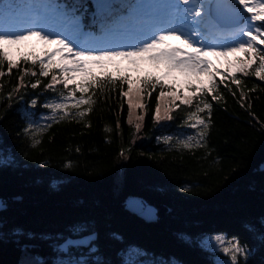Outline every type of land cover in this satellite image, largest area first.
I'll return each instance as SVG.
<instances>
[{
    "label": "trees",
    "instance_id": "1",
    "mask_svg": "<svg viewBox=\"0 0 264 264\" xmlns=\"http://www.w3.org/2000/svg\"><path fill=\"white\" fill-rule=\"evenodd\" d=\"M52 1L56 5L63 1L60 9L73 12L84 25L93 22L89 0ZM24 51L21 54L40 56L38 50ZM255 68L248 75L222 72L227 79L215 77L217 90L202 96L212 104L210 118L209 110L200 113L209 123L207 135L199 146L193 141L186 149L178 143L185 139L178 133L187 129L184 121L196 109L181 100L194 93L171 81L141 68L119 73L134 82L150 77L164 85V98L159 85L155 90L149 85L141 94L145 107L134 110L131 123L128 97L121 95L119 81L103 91L92 90L96 103L83 118L72 109L73 115L53 122L46 119L50 110L42 106L56 96L44 89L51 74L32 76L31 71L39 73L40 66L31 60L8 74L5 62L0 67L6 73L0 77V194L7 195L9 203L0 210V264H29L36 256L46 264H57L56 256L61 254L50 245L58 237L76 235L71 231L75 225L86 226L79 234L97 231L93 242L97 250L71 248L68 254L78 260L72 264H138L124 256L131 247L157 261L213 264L210 253L198 243L208 233H225L245 247L238 264H264V170L257 168L264 160V80L256 76ZM233 76L241 81L239 85ZM37 79L41 84L33 89ZM207 84L204 79L202 85L192 86ZM122 88L127 92V82ZM170 92L179 94L181 99L175 100L179 108L170 103ZM33 99L38 101L35 107ZM157 104L161 112L168 108L173 119L156 122ZM165 137L171 140L165 143ZM34 140L40 143L33 146ZM129 194L164 203L169 213L147 221L120 205ZM17 229L25 235H17ZM27 233L36 238L28 239ZM180 234L191 237V242L180 239ZM42 235L51 240L41 239ZM23 245L30 246L28 251L22 250Z\"/></svg>",
    "mask_w": 264,
    "mask_h": 264
},
{
    "label": "snow or ice",
    "instance_id": "2",
    "mask_svg": "<svg viewBox=\"0 0 264 264\" xmlns=\"http://www.w3.org/2000/svg\"><path fill=\"white\" fill-rule=\"evenodd\" d=\"M183 5V7H181ZM239 7H236V6ZM101 8L106 7L100 5ZM227 8L230 15L223 17L221 9ZM215 10V13H213ZM245 13L247 15H245ZM9 22L0 26V67L7 62L8 74L12 69L18 68L20 63H27L31 60L33 65L37 63L40 66L39 73L31 71L32 76L48 77L51 74V80L44 85L46 91L56 93V96L47 100L42 106L49 109L51 116L46 119H51L53 122L64 120L72 114V109L77 110L75 116L83 118L91 111L92 106L96 103L94 99L95 92L93 89H100L107 84L115 85L120 82L121 95L128 97L129 107V122L135 109H143L145 105L140 102L141 94L146 91L149 85L155 90L159 85L161 92L160 98L165 97L163 91L164 85L159 79L153 80L150 77H144L139 82L132 81L126 74L130 69H121L119 61H128L130 65L139 67L141 61H150L156 65L163 64L169 70H179L184 73H192L199 76L205 74L208 77L207 87H194L189 85V89L193 95L184 97L181 104L188 107H195V111L190 112L187 119L184 121L185 126L202 130L196 133V136L189 135L186 140H179L178 143L184 148H191L193 141L196 145H200V140H203L207 135L209 123L200 115L206 109L209 110V118L211 114L212 104L202 99L205 93H212L217 90V81L215 77L221 75L225 79L227 77L212 66V61L207 59L209 54L213 56H223L227 60L229 55L234 57L233 61H228V66L234 68L235 73H243L248 75L250 69L255 68V74L259 79L264 80V0H232L231 4L218 2L207 3L206 0H179L170 17L171 22L162 25L154 26L146 35L139 36L131 43L122 46L105 45L91 46L87 41L80 42L81 30L74 17L62 9L59 5L53 8L52 16L54 17L53 24L43 20L39 14H25L21 11H9ZM183 17L190 22V27H178L177 19ZM215 21V23L213 22ZM233 25L230 31H223L224 23ZM59 29V31H53ZM181 39V42L192 51H184L180 47L168 44L171 38ZM227 37V39H226ZM36 38L44 44H54L55 48L51 51H45L43 58L32 54H21L16 59L12 58L9 51L13 45H21L26 41ZM219 41V43H217ZM19 51V49H17ZM243 53V56H235L236 53ZM58 57L53 60V57ZM113 67L118 75L113 76L106 69ZM94 69H99L97 74ZM30 69H25L27 74ZM4 71H0V77L5 76ZM21 81L23 77H20ZM234 83L239 85L241 81L235 79ZM127 82L128 90L123 91V84ZM223 83V80L220 81ZM41 84L39 79L31 84L33 89H36ZM201 84L203 82L201 81ZM62 88H58L61 86ZM71 85V87H70ZM3 85H0L2 90ZM18 89H13L17 91ZM79 93V95H77ZM199 93L200 95H195ZM151 93H149V96ZM172 96L173 107L179 108L180 105L175 104V100L181 99L177 92H170ZM12 94L9 93V99ZM213 100L217 97L213 96ZM194 101H199L195 103ZM37 100L33 99L31 105L35 107ZM203 107H200V104ZM82 106H87L82 109ZM62 113V115H61ZM137 120L142 121L143 116H137ZM173 116L170 110L165 108L161 112L160 104H157L154 120H172ZM190 121H194L191 122ZM31 127V125H30ZM46 127H51L48 124ZM141 127L140 123L136 124L137 130ZM109 129L106 128V131ZM25 131H28L26 129ZM171 137H165L164 142L168 143ZM40 143L39 140L33 141V146ZM123 155V152L121 153ZM69 165H66L68 167ZM187 191V189H185ZM16 234L24 236L25 234L17 229ZM71 231L79 236V233L86 231L85 225H75ZM28 239H35V235L27 233ZM43 240H51L50 237L42 235ZM96 235L90 234L79 238L58 237L57 241L51 243V247L55 252L60 254H68L73 247H89L93 245ZM180 239L186 243L191 242V237L180 234ZM199 245L207 250L222 251L226 256H230L231 264H238L237 255H243L246 251L240 242L235 238L228 239L223 234L205 236L198 241ZM227 245V246H225ZM29 245H23L22 250L28 251ZM90 250L95 252L97 249L92 246ZM137 255L141 253L135 250ZM29 264H46L43 258L36 256ZM57 264H72L71 261L60 260ZM153 264H177L176 261H153ZM226 264V262H225Z\"/></svg>",
    "mask_w": 264,
    "mask_h": 264
},
{
    "label": "rangeland",
    "instance_id": "3",
    "mask_svg": "<svg viewBox=\"0 0 264 264\" xmlns=\"http://www.w3.org/2000/svg\"><path fill=\"white\" fill-rule=\"evenodd\" d=\"M2 1H4V2L0 6V8L3 9L4 7L8 6V4H7L6 0H2ZM168 1H170V0H168ZM26 2H27V4H30V7H28V9H27L28 13L39 14L43 20H45L48 23L53 24V26H55L54 17L52 16V13L48 11V7L46 6V0H41V1L40 0H38V1L26 0ZM206 2L209 3L210 0H206ZM160 3H161L160 0H134L133 3H130V0H127V5L129 7V10L127 11V13L122 12V15L120 17L132 18L131 21L129 22V25L131 27H133L135 21L140 19L141 18L140 16H142V18H141L142 21L140 23H142L144 25H148L149 21L146 20V16L148 15V11H147L148 8H153L155 6H159ZM15 11H17V10H15ZM15 11H13V12H15ZM154 15L156 17V21H159L164 17L157 10L154 11ZM7 22H9L8 14L3 13L2 15H0V26H2L4 23H7ZM78 25H79V23H78ZM81 27L82 26H79L80 30H81ZM230 30H231V28H230ZM53 31H59V29H53ZM126 32L125 33L123 32L122 34L125 35V34H127ZM81 33H82V30H81ZM118 38H119L118 34H114L112 37L108 36L106 39H104V38L99 39V37H97V36L93 37V36H90L88 34L85 39H81V38H79V39H80L81 43H84L85 41H87L88 44L91 46H105V45H117V46H119L121 44V42ZM173 39L182 43L181 39H177L175 37H173ZM122 45H125V44H122ZM30 47H32V48H30ZM37 48L39 49V51L46 49V48H49L48 51H51L53 48H55V45L54 44H47L46 45L42 41H39L36 38H33L30 41H26L25 43H23L21 45L11 46L9 51L12 55V58L16 59L21 54L22 51L25 52L24 49L25 50L30 49L33 51L34 49H37ZM17 49H19V51H17ZM210 56H211L212 66L216 69L222 70L225 68L226 63H227V61L231 55H229L227 57V60L223 56H213L211 54H209L207 56V59L210 60V58H209ZM53 58H55L56 60L58 59V57H55V56ZM119 66L123 67L124 69H130V66L136 67L134 65H130L128 63V61H126V60L125 61H119ZM136 68H143V69L150 70V71H156L160 76H165L168 79L173 80V82L178 86H182L183 84L186 85V83H184L185 81L188 82V81L193 80L195 82H200L201 78L203 76H205V74H203V73L200 74L199 76H197V75H193L192 73H184V72H181L179 70H169L163 64L156 65L150 61H141L139 63V67H136ZM47 115H49V114L48 113L41 114L42 118H44ZM191 122H194V121H190V123ZM198 131H200L199 128L193 129V128L187 127L186 130H183L182 132L178 133V136H179L178 138H185L182 140H186L187 136H189V135L196 136V133ZM115 177H116V180L118 181L119 176H118L117 170H116ZM216 234H223L228 239L233 238L232 236H228L225 233H208V234L202 235L200 239H202L205 236H212V235H216ZM225 246H227V245H225ZM135 250H139V252L141 254L137 255ZM90 251L91 250L89 247L87 252H90ZM207 251L210 253V256L212 257V263L213 264H225V262H226V264H231L230 256H226L222 251H212V250H207ZM239 255H241V254H238L237 257ZM124 256L128 260L136 261L138 264H153V261H157L153 257L149 256L146 252H144L143 250L138 249L136 247H131V248L127 249L124 252ZM60 260L71 261L72 263H78L77 257L75 255H69V254L57 255L56 260H55L56 263ZM173 260L174 259H171L170 261H173ZM158 261H164V260L159 259ZM177 264H179V263H177Z\"/></svg>",
    "mask_w": 264,
    "mask_h": 264
},
{
    "label": "water",
    "instance_id": "4",
    "mask_svg": "<svg viewBox=\"0 0 264 264\" xmlns=\"http://www.w3.org/2000/svg\"><path fill=\"white\" fill-rule=\"evenodd\" d=\"M258 169L264 170V160H262ZM9 203V197L5 194H0V210L4 209L5 206ZM120 205L129 210L132 213H135L147 221L159 220L165 217L170 210V207L164 203L151 200L142 195L138 194H129ZM95 234L97 238V231L93 230L90 232L82 233L77 235H67L66 237L79 238L85 235ZM96 240V239H95ZM94 240V241H95ZM93 241V242H94ZM80 259H83V256H79Z\"/></svg>",
    "mask_w": 264,
    "mask_h": 264
},
{
    "label": "bare ground",
    "instance_id": "5",
    "mask_svg": "<svg viewBox=\"0 0 264 264\" xmlns=\"http://www.w3.org/2000/svg\"><path fill=\"white\" fill-rule=\"evenodd\" d=\"M26 7H27V4L25 5V11H27Z\"/></svg>",
    "mask_w": 264,
    "mask_h": 264
}]
</instances>
